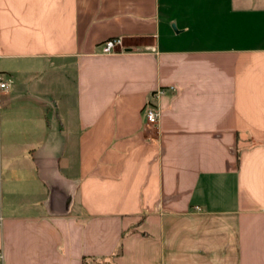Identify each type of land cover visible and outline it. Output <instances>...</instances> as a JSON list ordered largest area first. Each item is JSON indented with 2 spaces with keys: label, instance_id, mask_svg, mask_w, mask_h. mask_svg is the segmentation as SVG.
<instances>
[{
  "label": "crops",
  "instance_id": "obj_1",
  "mask_svg": "<svg viewBox=\"0 0 264 264\" xmlns=\"http://www.w3.org/2000/svg\"><path fill=\"white\" fill-rule=\"evenodd\" d=\"M0 74L1 264H264V0H0Z\"/></svg>",
  "mask_w": 264,
  "mask_h": 264
},
{
  "label": "built area",
  "instance_id": "obj_2",
  "mask_svg": "<svg viewBox=\"0 0 264 264\" xmlns=\"http://www.w3.org/2000/svg\"><path fill=\"white\" fill-rule=\"evenodd\" d=\"M121 41L120 39H109L102 43L101 45V52L105 55L114 54L117 52V50H121ZM8 80L3 78V76L0 74V91H6L8 89ZM164 91L163 90H157L155 92V96L161 95ZM159 117L158 110L151 105H147L144 110V121L148 125H154ZM2 263V256L0 254V264Z\"/></svg>",
  "mask_w": 264,
  "mask_h": 264
}]
</instances>
